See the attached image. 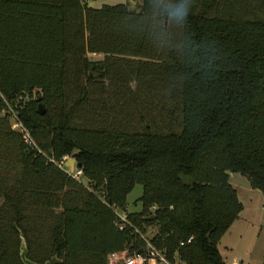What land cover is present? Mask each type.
Returning <instances> with one entry per match:
<instances>
[{"label":"trees","instance_id":"trees-1","mask_svg":"<svg viewBox=\"0 0 264 264\" xmlns=\"http://www.w3.org/2000/svg\"><path fill=\"white\" fill-rule=\"evenodd\" d=\"M94 1L0 0V264H23L21 239L36 264L147 244L226 264L218 246L243 211L229 176L264 208V0ZM136 185L141 210L120 230L113 207Z\"/></svg>","mask_w":264,"mask_h":264},{"label":"rangeland","instance_id":"rangeland-1","mask_svg":"<svg viewBox=\"0 0 264 264\" xmlns=\"http://www.w3.org/2000/svg\"><path fill=\"white\" fill-rule=\"evenodd\" d=\"M139 3V1L135 0H99L90 2L89 5L99 8L104 4H129L132 9L137 7ZM90 57L93 61L102 59L101 56ZM14 123L15 121H13L12 127ZM62 159V167L65 171L84 186L89 187L88 180L82 177L81 172L76 167V163L72 172L68 167H64V163L72 158L64 157ZM229 183L237 191L238 200L243 206V211L238 220L234 222L225 234L220 246H218L219 251L224 260H226V264H264V208L262 207V195L259 191L252 190L247 179L239 174H231ZM96 193L99 194L98 192ZM141 194L142 187L136 185L126 198L125 210L113 207L115 213L127 220L128 214L140 212L141 205L137 200ZM154 234L155 229L150 228L147 229L144 237L149 240ZM225 247L228 249L226 250Z\"/></svg>","mask_w":264,"mask_h":264},{"label":"built area","instance_id":"built-area-1","mask_svg":"<svg viewBox=\"0 0 264 264\" xmlns=\"http://www.w3.org/2000/svg\"><path fill=\"white\" fill-rule=\"evenodd\" d=\"M12 129L19 131L22 134L23 141L27 145H33V141L29 136V133L26 129L15 119V123ZM119 216V215H118ZM120 218L119 229L121 230L126 224V220ZM181 245H183L181 243ZM147 251L145 254L134 253L132 255H128L126 251L123 252H114L107 256L106 264H179L178 262H169L165 256L154 249L151 245L147 244Z\"/></svg>","mask_w":264,"mask_h":264},{"label":"water","instance_id":"water-1","mask_svg":"<svg viewBox=\"0 0 264 264\" xmlns=\"http://www.w3.org/2000/svg\"><path fill=\"white\" fill-rule=\"evenodd\" d=\"M164 19H165V17H164ZM44 113H45L44 107L41 104H39L38 105V114L42 116V115H44ZM64 167H68L70 169V171L72 172L74 170V168H75L74 159L67 160L64 163ZM76 167H79V166L76 165ZM151 219H153V217H151ZM26 255H27V249H26L25 241L23 239H21L19 256H20V259H21L22 263L23 264H36V263H33V262L29 261L26 258ZM58 262L59 261L56 260V258L54 257L50 261H46L44 264H56Z\"/></svg>","mask_w":264,"mask_h":264},{"label":"crops","instance_id":"crops-1","mask_svg":"<svg viewBox=\"0 0 264 264\" xmlns=\"http://www.w3.org/2000/svg\"><path fill=\"white\" fill-rule=\"evenodd\" d=\"M236 192H237V191H236ZM233 224H234V223H233ZM233 224H232V225H233ZM231 227H232V226H231ZM231 227H230V228H231ZM227 232H228V231H227ZM227 232H226V233H227ZM224 236H225V235H224ZM224 236L221 238V240H220V243H219V246H220V244H221V241H222V239L224 238ZM218 248H219V247H218ZM225 249L227 250L228 248H227V247H225ZM221 255H222V254H221ZM222 257H223V256H222ZM223 259H224V258H223ZM224 261H225V263H226V260H224ZM234 264H236V263H234Z\"/></svg>","mask_w":264,"mask_h":264},{"label":"clouds","instance_id":"clouds-1","mask_svg":"<svg viewBox=\"0 0 264 264\" xmlns=\"http://www.w3.org/2000/svg\"><path fill=\"white\" fill-rule=\"evenodd\" d=\"M184 14L186 15V12Z\"/></svg>","mask_w":264,"mask_h":264}]
</instances>
